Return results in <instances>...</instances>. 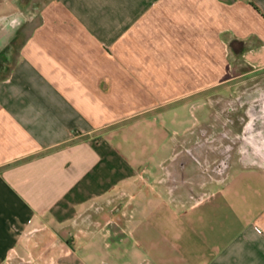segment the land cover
Returning a JSON list of instances; mask_svg holds the SVG:
<instances>
[{
    "label": "crops",
    "instance_id": "1",
    "mask_svg": "<svg viewBox=\"0 0 264 264\" xmlns=\"http://www.w3.org/2000/svg\"><path fill=\"white\" fill-rule=\"evenodd\" d=\"M0 11L38 18L0 26L1 51L20 38L0 76V264H35L36 240L86 225L112 194L128 196L149 264H264V167L229 173L190 206L157 191L132 148L134 130L196 124L198 99L234 79L235 60L264 67V0H0Z\"/></svg>",
    "mask_w": 264,
    "mask_h": 264
},
{
    "label": "rangeland",
    "instance_id": "2",
    "mask_svg": "<svg viewBox=\"0 0 264 264\" xmlns=\"http://www.w3.org/2000/svg\"><path fill=\"white\" fill-rule=\"evenodd\" d=\"M0 13V26L10 25L16 31L22 27L29 30L38 22L35 16L16 17L12 22ZM19 39L0 50V76L16 59ZM231 68L234 79L198 99L201 110L196 124L187 130L183 125L165 124L160 132L169 138L163 149H157L160 132L134 130L132 148L140 162L139 173H154L161 181L155 183L161 187L157 189L160 193L162 189L174 196L187 193L190 206L209 197L229 173L264 167V67L256 69L235 60ZM179 112L181 118L192 121L188 111ZM149 155L151 164L142 168V157ZM131 214L128 196L121 199L120 194H112L92 206L86 225L63 227L58 237L36 240L33 257L25 260L35 264H149L147 251L135 247L136 227L126 223ZM120 217L123 229L115 238L119 227L115 221ZM49 238L57 239L52 243L53 255H48Z\"/></svg>",
    "mask_w": 264,
    "mask_h": 264
},
{
    "label": "built area",
    "instance_id": "3",
    "mask_svg": "<svg viewBox=\"0 0 264 264\" xmlns=\"http://www.w3.org/2000/svg\"><path fill=\"white\" fill-rule=\"evenodd\" d=\"M10 20L12 21V22H15L16 21V17H10ZM32 232H35V230L34 229H30L29 231H28V233H32Z\"/></svg>",
    "mask_w": 264,
    "mask_h": 264
}]
</instances>
